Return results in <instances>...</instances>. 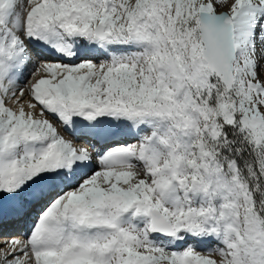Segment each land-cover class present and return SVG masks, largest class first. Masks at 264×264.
<instances>
[{"label":"snow or ice","instance_id":"snow-or-ice-1","mask_svg":"<svg viewBox=\"0 0 264 264\" xmlns=\"http://www.w3.org/2000/svg\"><path fill=\"white\" fill-rule=\"evenodd\" d=\"M0 236V264H264V0H0Z\"/></svg>","mask_w":264,"mask_h":264},{"label":"bare ground","instance_id":"bare-ground-1","mask_svg":"<svg viewBox=\"0 0 264 264\" xmlns=\"http://www.w3.org/2000/svg\"><path fill=\"white\" fill-rule=\"evenodd\" d=\"M3 236H0V238H2ZM0 246H2V245H0Z\"/></svg>","mask_w":264,"mask_h":264}]
</instances>
